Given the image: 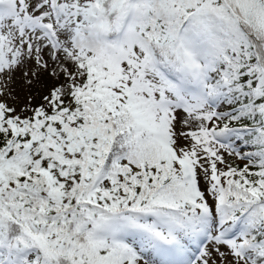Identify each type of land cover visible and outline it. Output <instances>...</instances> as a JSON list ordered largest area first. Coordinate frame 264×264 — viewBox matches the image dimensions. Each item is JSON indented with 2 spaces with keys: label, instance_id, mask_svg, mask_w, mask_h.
<instances>
[{
  "label": "snow or ice",
  "instance_id": "1",
  "mask_svg": "<svg viewBox=\"0 0 264 264\" xmlns=\"http://www.w3.org/2000/svg\"><path fill=\"white\" fill-rule=\"evenodd\" d=\"M0 264H264V0H0Z\"/></svg>",
  "mask_w": 264,
  "mask_h": 264
}]
</instances>
